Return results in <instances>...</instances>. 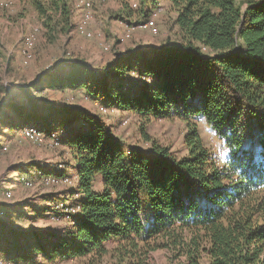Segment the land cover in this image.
Instances as JSON below:
<instances>
[{
  "label": "trees",
  "instance_id": "1",
  "mask_svg": "<svg viewBox=\"0 0 264 264\" xmlns=\"http://www.w3.org/2000/svg\"><path fill=\"white\" fill-rule=\"evenodd\" d=\"M116 1L120 9L113 17L132 24L150 18L159 0ZM164 2L174 12L175 43L152 53L132 49L102 70L68 61L62 73L43 78L52 89L81 90L94 103L133 111L143 120H182L185 152L173 153L144 130L151 149L126 148L103 113L86 109L70 110L52 126V102L29 96L43 88L38 82L22 87L26 102L4 105L16 114L12 121L6 117L7 125L32 126L40 135L38 129L49 135L61 126L51 139L68 146L80 196L70 206L74 212L61 213L70 224L61 231L0 220V250L9 259L30 264L40 257H102L115 244L120 260L131 257L137 264L145 251L158 248L169 250L175 264H201L203 257L209 264H264V0L244 6L236 0ZM30 3L47 42L73 30L74 0ZM38 108L48 113L38 114ZM201 113L229 134L228 165L212 159L194 122ZM3 207L16 221L48 210Z\"/></svg>",
  "mask_w": 264,
  "mask_h": 264
},
{
  "label": "rangeland",
  "instance_id": "2",
  "mask_svg": "<svg viewBox=\"0 0 264 264\" xmlns=\"http://www.w3.org/2000/svg\"><path fill=\"white\" fill-rule=\"evenodd\" d=\"M236 1L242 2L244 6L246 0ZM76 2L77 0H74V10ZM91 3L93 8L87 25L91 32L90 36H85L76 29L79 19L75 22L73 17L74 28L69 34H61L54 42H47L42 36L41 24L30 0H0V113L5 112L0 115V220L14 227L61 231L63 227L70 224L67 221L68 218L60 215L78 197V194L74 192L77 185L74 161L70 157L68 146L58 140L55 143L50 135L54 133L58 136L60 133L58 127L61 126L55 127L49 135L35 126L43 136L25 139L21 135L22 128L11 129L7 125L6 117L8 116L12 121L16 114L10 110L4 111V105L9 102H26L27 94L21 88L30 83L38 82L43 89L40 93L32 90L29 96L45 97L56 108L55 111L50 112L53 122H56L52 123V126L59 124L60 118H68L70 115L68 111L86 109L98 115L103 113L104 115L101 116L110 126L111 133L126 148L139 147L145 151L150 150L151 140L143 139L142 130H144L150 139L169 147L173 153L181 155L185 152L183 144L185 124L180 119L147 121L133 111L111 106L104 107L101 111L100 103H94L81 90L52 89L47 86L48 81L43 76L62 73L60 70L66 69L68 61L84 60L93 69L102 70L109 61L128 54L132 49L138 48L152 53L162 43L176 42L177 27L174 24V12L164 0L158 1L157 6L150 13L151 17L148 18L153 19L154 31L141 25L146 20L128 24L114 18L113 15L120 9L119 2L116 0H91ZM155 11L156 13L152 15ZM30 34L34 35L33 45L24 52V38ZM37 110L38 114L48 113L46 108ZM63 122L64 120L60 123L63 124ZM31 166L35 167L31 168ZM37 168L43 170L45 174H41ZM54 170L61 171L59 175L71 177L72 182L62 185L44 183L43 177L53 175ZM66 194L69 196L65 197ZM16 203L32 205L37 210H48L41 213L42 215L39 214L40 216L30 214L31 217L28 216V219L16 221L7 215L3 207L5 204ZM59 203L64 205L63 209L56 208ZM23 209L30 211L31 208ZM110 246L112 247L110 251L102 257L85 255L55 261L40 257L35 263L30 264H137L136 259L131 257L120 260L117 251H113L115 244ZM143 251V249L140 250V252ZM153 253L156 255H151ZM158 257L162 259L163 264L177 263L170 258L169 250L158 248L145 251V256L138 264H156ZM15 263L24 264L9 259L0 250V264ZM201 264H209L208 259L203 257Z\"/></svg>",
  "mask_w": 264,
  "mask_h": 264
},
{
  "label": "bare ground",
  "instance_id": "3",
  "mask_svg": "<svg viewBox=\"0 0 264 264\" xmlns=\"http://www.w3.org/2000/svg\"><path fill=\"white\" fill-rule=\"evenodd\" d=\"M76 6H77V8L82 7V13H81V16L79 18V21H78V23H77V25L75 27L83 35L90 36L91 35V32L88 30L87 25H88V23H89V21L91 19V13H92V8H93L92 7L93 5L91 3V0H77ZM133 6H136V4L133 3ZM158 10H160V8ZM155 13H156V11L153 12L152 15H154ZM141 25L143 27H148V28H150V29H152L154 31L153 19H148L145 22H143ZM33 40H34V35L33 34H30V35L25 36V38H24V44H23V48H24L23 51L24 52H27L28 49L33 45ZM104 107H106V106H104L102 104L99 105V109L101 111H102V109ZM21 135L23 137H25V138H28V139H35L40 134L37 133V131H36V129L34 127L30 126V127H24L21 130ZM72 180H71V177H68L66 175H63V176H47L46 175V176L43 177V182L46 183V184H57V185L58 184L59 185L61 184L62 185L63 183L72 182ZM63 206L64 205L62 203H59V204L56 205V208H58V207L63 208ZM65 210L66 211H69V212H74L75 211V208L68 207V208H65ZM15 264H19V263H15Z\"/></svg>",
  "mask_w": 264,
  "mask_h": 264
},
{
  "label": "clouds",
  "instance_id": "4",
  "mask_svg": "<svg viewBox=\"0 0 264 264\" xmlns=\"http://www.w3.org/2000/svg\"><path fill=\"white\" fill-rule=\"evenodd\" d=\"M194 122L198 131L202 134L205 144L211 150L212 159L217 166L228 165L232 151L227 142V135L229 134H222L205 113L195 116ZM156 264H163L162 259L158 257Z\"/></svg>",
  "mask_w": 264,
  "mask_h": 264
},
{
  "label": "crops",
  "instance_id": "5",
  "mask_svg": "<svg viewBox=\"0 0 264 264\" xmlns=\"http://www.w3.org/2000/svg\"><path fill=\"white\" fill-rule=\"evenodd\" d=\"M74 13H75V16H74V18H75V22H77L78 21V19L80 18V16H81V13H82V7H79V8H77V6L75 7V10H74ZM5 187H7V186H5ZM65 197H68L69 195H64ZM78 196H80V194H78Z\"/></svg>",
  "mask_w": 264,
  "mask_h": 264
}]
</instances>
